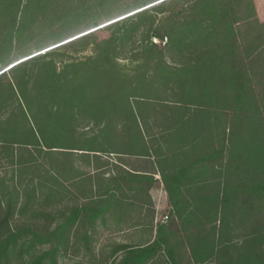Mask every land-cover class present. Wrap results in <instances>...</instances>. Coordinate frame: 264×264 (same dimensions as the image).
Masks as SVG:
<instances>
[{"label":"trees","instance_id":"trees-1","mask_svg":"<svg viewBox=\"0 0 264 264\" xmlns=\"http://www.w3.org/2000/svg\"><path fill=\"white\" fill-rule=\"evenodd\" d=\"M28 1L0 0L2 50H13ZM180 1L161 0L103 26L111 32L91 55L60 68L57 49L97 29L2 64L0 264L31 255L35 243L50 246L24 264H57L76 228H87L86 242L98 222L141 214L155 172L174 228L160 225L145 243L118 245L107 264H264V21L253 0H191L175 11ZM157 9L167 12L158 20ZM146 20L125 68L119 53ZM78 117L92 123L91 135L78 133ZM126 157L150 168L127 169ZM100 161L116 173L99 172ZM72 189L89 197L53 217L48 235L32 229L40 216L51 218L38 206L63 204ZM17 217L27 225L16 230Z\"/></svg>","mask_w":264,"mask_h":264},{"label":"rangeland","instance_id":"rangeland-1","mask_svg":"<svg viewBox=\"0 0 264 264\" xmlns=\"http://www.w3.org/2000/svg\"><path fill=\"white\" fill-rule=\"evenodd\" d=\"M50 1V5L46 6L44 3L36 2V0H29L26 2L23 8V16L20 20L21 24L25 25L20 31L21 34L17 35L14 39L13 50H2V44H0V70H3L2 64L9 65L11 62L28 57L29 54H42L44 51L72 40V38L75 39L97 29L93 32V36L88 39L79 41L75 44H68L60 49L58 48L53 58L57 63V67L60 68L64 63L63 61L76 60L89 56L93 53L95 42L108 37L111 32V30L103 26L142 9L150 8L161 0ZM190 1L191 0L180 1L177 5H172V8L177 11L179 10V6ZM253 1L257 9L258 19L264 21V0ZM163 11L164 12H161L160 9H157L153 11L152 14H154L158 20L163 13H167L165 10ZM148 24L149 21L146 20L139 30L134 31L126 44L125 50L119 53L121 59L120 63L125 68L132 66L130 58L134 52L131 51V47L135 46V41L142 36V33L137 31H144V29L148 27ZM240 28L243 31L245 30V27L240 26ZM152 41L158 44L160 43L156 39H152ZM159 46L162 47L163 43ZM177 59L179 58L177 57L176 61ZM166 61L171 64L173 60L167 59ZM176 61L174 63H177ZM11 112L12 110L9 109L8 114ZM1 114H3V112ZM150 121L152 122V118ZM76 125L79 130L78 133L81 134V136L91 135L94 131L92 123L90 124L87 119H82V117H78ZM150 129L156 130L153 126ZM102 157L103 161H108L109 164L116 165L119 163L115 156ZM125 161L128 164L126 165L124 163L127 169L145 170L150 168V165L143 160H137L133 157H126L124 158V162ZM77 164L80 165L85 172L92 171L91 166L89 167L87 161L84 159H79ZM97 165L99 167L98 171L103 172L104 175L108 176L116 173V169L113 165L105 166V163L102 161L98 162ZM5 167H7V165H5ZM6 169L8 168H5V170ZM4 172L3 168H0V177H3ZM31 176L32 172L25 173L22 178V183H26ZM152 176L154 181L150 185V201L148 204L142 206L141 214L128 213V217H123L120 224H117L116 220L112 217L108 218L105 225L98 222L94 230H88L89 239L86 242L83 236L87 228L84 226L76 228L75 233L69 237L68 242L64 243V247L61 245V252L57 255V264H107L110 259V253L118 245H139L145 243L150 236L153 237L155 235L160 225L169 223L171 220L169 216L170 204L160 175L158 172H155ZM7 177H10V172ZM6 181L9 182L8 178H6ZM85 184L88 185L87 183ZM71 191L74 193V196H68L69 198L63 204L38 206V210L42 212L46 211L51 214V218L40 216L36 219L37 221L35 223H32V229H35L39 234L48 235L50 229L53 227L51 224L53 217L61 216V213L70 209L77 200L81 203L89 197L88 193L84 190L72 189ZM129 196L130 195L127 194V197ZM29 215H32V213L29 212ZM164 215H168V220L164 224H159L157 219ZM149 224H151V227ZM25 225H27V222L17 217L12 227L19 229L23 228ZM132 225L137 226L133 228ZM170 225H172L171 228L173 229L174 224L169 223V226ZM41 237L44 239L43 236ZM85 243L87 244L84 245ZM49 246L50 244L39 245V243H35L30 250L31 255L24 253L23 259H19L18 255H16L10 261V264H24L34 257L41 255L42 251L49 249ZM117 257L120 258V255Z\"/></svg>","mask_w":264,"mask_h":264},{"label":"built area","instance_id":"built-area-1","mask_svg":"<svg viewBox=\"0 0 264 264\" xmlns=\"http://www.w3.org/2000/svg\"><path fill=\"white\" fill-rule=\"evenodd\" d=\"M167 220H168V215H164V216L160 217L159 219H157V222L159 224H164V223H166Z\"/></svg>","mask_w":264,"mask_h":264},{"label":"water","instance_id":"water-1","mask_svg":"<svg viewBox=\"0 0 264 264\" xmlns=\"http://www.w3.org/2000/svg\"><path fill=\"white\" fill-rule=\"evenodd\" d=\"M22 60H25V58H24V59H22ZM22 60H21V61H22Z\"/></svg>","mask_w":264,"mask_h":264},{"label":"crops","instance_id":"crops-1","mask_svg":"<svg viewBox=\"0 0 264 264\" xmlns=\"http://www.w3.org/2000/svg\"><path fill=\"white\" fill-rule=\"evenodd\" d=\"M256 11H257V9H256Z\"/></svg>","mask_w":264,"mask_h":264}]
</instances>
